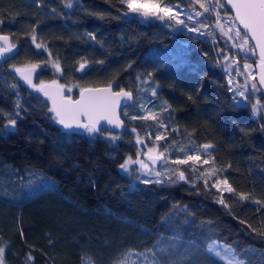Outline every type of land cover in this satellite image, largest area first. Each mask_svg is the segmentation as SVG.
<instances>
[{
	"label": "trees",
	"instance_id": "16d2710c",
	"mask_svg": "<svg viewBox=\"0 0 264 264\" xmlns=\"http://www.w3.org/2000/svg\"><path fill=\"white\" fill-rule=\"evenodd\" d=\"M68 2L0 0V34L18 47L0 66L5 264H127L130 254L132 264H223L206 252L213 241L231 246L245 264H264V112L255 115L264 97L256 85L257 95L239 105L223 64L231 58L241 70L256 67L257 55L240 53L241 40L226 37L211 11L193 32L173 19L140 20L121 0ZM82 63L90 67L85 75L77 71ZM31 65L38 66L35 84L73 87L74 99L110 83L135 93L122 118L127 131L64 132L47 97L14 70ZM154 143L172 177L145 183L134 170L124 172L121 164ZM191 145L200 166L176 162ZM203 145L216 150L204 157ZM225 180L232 192L223 190Z\"/></svg>",
	"mask_w": 264,
	"mask_h": 264
},
{
	"label": "snow or ice",
	"instance_id": "6c2138e0",
	"mask_svg": "<svg viewBox=\"0 0 264 264\" xmlns=\"http://www.w3.org/2000/svg\"><path fill=\"white\" fill-rule=\"evenodd\" d=\"M199 2V0H197ZM228 2L235 9V17L233 20L238 21L239 25L243 27L244 34H241L240 28H234L232 26L227 27L225 30V25L217 22V27L220 31L228 36L229 39H233L232 35H229L234 31L235 37L241 40V48H244L245 45L249 44V40H254L255 46L251 47V50H255V48L260 49V57H261V80L260 82L264 84V0H228ZM121 3L124 4L131 13H137L142 15L143 17L149 16H157L160 20H164L167 16L170 19H176L177 24H183V21L176 18V16L172 13V10L167 7H161L158 3L154 2V0H121ZM207 12L209 11L208 7H205L204 4L200 5ZM66 7L71 8L72 3L71 0L66 4ZM127 14V13H125ZM199 15V13H197ZM191 19V17H189ZM195 29H190V31ZM250 34V35H249ZM94 38V37H93ZM34 44H36L37 48H41L42 45L36 43L37 37L33 35L31 37ZM0 42H3L0 45V57H5L7 53H11L15 48V44L11 43L9 37L7 35H0ZM37 65L25 66L24 68L15 67V72L21 75V78L32 88L36 89V91L41 92L44 96L48 97L52 100V108L49 111L53 112L55 115L53 119L57 121V123L62 124L65 128H72L73 126L77 128H84L89 133L99 132L101 131L100 122L106 121L109 124H114L116 127H119L122 124V121L119 120L117 116V108L121 106V102L131 100L133 98L131 91H125L124 89H120L119 91H113V84H109L106 88H88L81 89L80 91V99L79 100H71L65 98L63 96L62 91L63 85L58 86V91L53 94L50 89L52 85L41 82L40 84H33L32 82V73L35 72ZM54 67L57 71H60L59 64H54ZM85 64L82 63L80 65V69L83 70ZM247 67V65H246ZM55 81L52 82L55 85ZM15 87V86H14ZM255 88V85H253ZM153 95H155V91L153 90ZM241 96L244 95L243 92L240 93ZM59 97V99L57 98ZM191 98V97H190ZM19 106V105H18ZM125 107L128 105L125 103ZM127 114V113H125ZM86 118V122H81V118ZM144 119H155V116L142 117ZM135 119V117H133ZM9 123L12 126H15V119H11ZM162 137L157 136V139H161ZM139 143V141H137ZM212 145H204V148H211ZM189 159L198 160L199 157L189 156ZM131 158L125 161L124 164H121L120 167L127 171V165L132 163ZM141 163V166L147 168L148 165L143 164L142 161H135ZM177 163H186L185 160L176 161ZM207 163V161H205ZM159 175V173H157ZM179 179H185L184 173L180 172ZM145 183H149L150 181H144ZM155 183H161L160 180H156ZM223 183L227 186V181H223ZM227 190L232 192L233 189L231 186H227ZM241 198H245L243 194H241ZM223 203V201H220ZM148 252H152L151 249L147 250ZM4 247H0V264H4ZM206 252L220 261H227V264H245L242 259L237 258V253L231 246L227 245H218L215 241L209 243L206 248ZM144 255V254H139ZM154 255V253H153ZM31 259V257H29ZM86 264H91V262H86ZM116 264H124V261L116 262ZM151 264H156V261L153 260Z\"/></svg>",
	"mask_w": 264,
	"mask_h": 264
},
{
	"label": "rangeland",
	"instance_id": "374dc122",
	"mask_svg": "<svg viewBox=\"0 0 264 264\" xmlns=\"http://www.w3.org/2000/svg\"><path fill=\"white\" fill-rule=\"evenodd\" d=\"M154 2L158 3L161 7H167L170 8L172 10V13L176 16V18L180 19L183 21V24H180L182 27H184L186 30L190 31V29H195L192 30L193 32H201L200 28H202V24L204 23V16L206 15V11L204 10V8H202L200 5L204 4L205 7L209 8V11H211L213 13V16L215 17V22H218L220 24L225 25V30H227V27L232 26L235 30V28H239V25L237 24V22H235L233 20V17L224 15L222 12H224V7L221 5V2L218 0H199V2H197V0H187V2L190 4L189 7H187L186 5H184L183 3H178L176 4V6H167L168 4H164L162 2L156 1L154 0ZM222 10V11H221ZM131 13V12H130ZM197 13H199V15H197ZM130 15H137V17L140 20L146 21V20H151L152 18H158L157 16H149V17H143L140 14L137 13H131ZM189 17H191V19H189ZM166 19H170L167 16L165 17ZM172 20V19H171ZM176 23V19H173ZM199 22L200 24L198 26L194 25V28H192L191 26H193V22ZM241 30V29H240ZM229 35L233 36V39L237 38L235 37L234 31L232 33H230ZM228 37V36H226ZM241 45V44H240ZM240 47V46H239ZM240 49V53L244 54L247 58H251L250 56H253L254 54H256L255 50H251V47L248 45H245L244 48H239ZM244 49V52H242V50ZM225 65V69H226V73L228 74V77L230 75V82L233 85V95L236 97V102L240 105V104H245L249 101L250 97H254V95L256 94V88L258 86V84L255 82L256 79V75L257 73L255 72V67L252 66L250 63L249 64H245L244 67H242L243 70L239 69V63L237 62V60H232L231 58L224 61L223 63ZM247 65V67H246ZM233 73L235 74V77L232 78L231 74ZM227 77V78H228ZM239 80H243V83H240ZM253 85H255V88H253ZM257 85V86H256ZM64 93H66L67 97L70 99H74V88L73 87H69V89H66L65 87H63ZM81 91V90H80ZM79 91V92H80ZM243 92L244 95L241 96L240 93ZM141 109L144 110L145 107L148 106V101L145 99V97H141ZM256 100V99H254ZM149 113L152 114L153 110L152 109H148ZM255 111V115L257 116V113H262V111L264 112V108L262 106L257 105ZM144 143H147L145 141H143ZM188 153H184V158H180L178 161L180 160H185L187 161L186 163L190 162V161H196V163L200 166V150H197V148L194 145H191L188 149ZM186 152V151H184ZM150 154L152 156H156V157H162L163 156V165L158 169V170H153L151 167L149 168H144L141 166V163L135 162V161H142L143 164H148L145 163L143 158L145 155ZM161 153L159 152V149L157 147V143H154V146H150L148 147V149L146 151H142L139 152V154L137 155L136 159H131L133 162L129 163L127 165V171L124 170V172H130L132 170H134L136 173L140 174L141 180L143 181H150V182H155L156 180H168L170 177H172L174 175L173 173V168L171 166V162H168L167 158L164 157V155H160ZM189 156H198L199 159L198 160H192L189 159ZM129 160V159H128ZM207 162H209L210 160L206 159ZM157 173H159V175H157ZM219 186H222V183H219ZM228 186V184H227ZM227 186L223 183V190L224 191H228L227 190ZM218 245H222L219 242L215 241ZM132 254H130L131 256ZM128 257L127 258V264H132L134 261H136V257ZM216 258V257H215ZM237 258L239 259V257L237 256ZM4 259V264H5V257H3ZM223 264H227V261H221Z\"/></svg>",
	"mask_w": 264,
	"mask_h": 264
},
{
	"label": "water",
	"instance_id": "95a60500",
	"mask_svg": "<svg viewBox=\"0 0 264 264\" xmlns=\"http://www.w3.org/2000/svg\"><path fill=\"white\" fill-rule=\"evenodd\" d=\"M225 2H226V5H227L228 9L231 10V12L233 14V18H234L235 17V14H236L235 13V9L228 2V0H225ZM235 22H237V24L239 25V22L238 21H235ZM239 28L241 29V31H243V33L246 31V30L243 29V27L241 25H239ZM0 35H2V34H0ZM3 35H5V34H3ZM8 37H9L10 42L13 43L11 37L10 36H8ZM250 41H251V43H252V45L254 47L256 42L254 40H251V39H250ZM2 43L3 42H0V45H2ZM255 52H256L257 61H258V64L255 67V72L257 73V75H256V83L258 84V87H259V89L261 91V94L264 97V84H262L260 82V80H261V67H260V65H261V57H260V49L259 48H255ZM17 54H18V47L15 46V48L13 49V51L11 53H7L5 57H0V66H2L4 64V62H8L9 60L13 59ZM89 69H90V67L88 65H85V67H84L83 70H81L79 68V70H77V71H78V74L85 75L87 72L90 71ZM31 75H32V82H33V84H35V81H36V78H37V75H38V69L36 68L35 72H33ZM20 77H21V75H20ZM21 80H22V82L24 84L28 85L22 78H21ZM47 84L52 85V88L50 89V91L53 94H55L58 91V86L61 85V84H55V85H53L52 83H49V82ZM106 87H108V86L91 87V88H94L95 89V88H106ZM30 88H32V87H30ZM84 89H88V88H84ZM59 91H62L63 96L65 98H68L67 95H66V93H64V90L63 89H60ZM113 91H117V90H115L114 86H113ZM125 91H127V90H125ZM41 94H43V93H41ZM132 95H133V98L131 100H127V101H123L122 100L121 106L119 108H117V116L119 117V120L122 121V124L119 127H116L114 124H109L106 121H101L100 122L101 131L104 130V131H107L108 133H111V134H114V133H116V134H124L125 131H127L128 126H127L126 122H123L122 117H123V114H124V110L127 109V108L134 107V105L136 103L135 93H132ZM57 98L59 99V97H57ZM47 99L49 100V103L51 104V108H52V100L49 99L48 97H47ZM70 99L73 100V101L79 100L80 99V94H79V96H78L77 99H72V98H70ZM125 103L128 105L127 107L124 106ZM53 115H55V114L53 113ZM81 122H86V118H83L82 117L81 118ZM58 125H60V127H62L63 131L66 132L69 135H72V134L82 135V134H85L87 132L84 128H77L75 126H73L72 128H65L62 124H59L58 123ZM215 150L216 149L214 148L213 145H212L211 148H207V149L204 148V145L201 146V154L204 157L211 156L215 152ZM143 160H144L145 163H148L149 166L153 170H158L163 165V163H162L163 160L159 156L156 157V156H151V155L147 154V155L144 156Z\"/></svg>",
	"mask_w": 264,
	"mask_h": 264
},
{
	"label": "flooded vegetation",
	"instance_id": "af4514ba",
	"mask_svg": "<svg viewBox=\"0 0 264 264\" xmlns=\"http://www.w3.org/2000/svg\"><path fill=\"white\" fill-rule=\"evenodd\" d=\"M75 99H77V98H75ZM124 112H125V111H124ZM123 115H124V114H123ZM122 118H123V117H122ZM103 131H104V130H103ZM103 131H102V132H103ZM147 149H148V147L146 148V150H147ZM151 156H152V155H151ZM208 157H209V156H208ZM146 165H148V167L150 168L149 164H146ZM148 167H147V168H148Z\"/></svg>",
	"mask_w": 264,
	"mask_h": 264
},
{
	"label": "bare ground",
	"instance_id": "6f19581e",
	"mask_svg": "<svg viewBox=\"0 0 264 264\" xmlns=\"http://www.w3.org/2000/svg\"><path fill=\"white\" fill-rule=\"evenodd\" d=\"M132 109V108H131Z\"/></svg>",
	"mask_w": 264,
	"mask_h": 264
}]
</instances>
